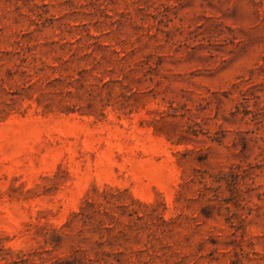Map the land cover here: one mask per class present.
I'll list each match as a JSON object with an SVG mask.
<instances>
[{"label":"rangeland","instance_id":"obj_1","mask_svg":"<svg viewBox=\"0 0 264 264\" xmlns=\"http://www.w3.org/2000/svg\"><path fill=\"white\" fill-rule=\"evenodd\" d=\"M264 264V0H0V264Z\"/></svg>","mask_w":264,"mask_h":264},{"label":"trees","instance_id":"obj_2","mask_svg":"<svg viewBox=\"0 0 264 264\" xmlns=\"http://www.w3.org/2000/svg\"><path fill=\"white\" fill-rule=\"evenodd\" d=\"M51 264H77L74 260L59 258Z\"/></svg>","mask_w":264,"mask_h":264}]
</instances>
